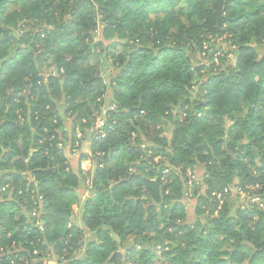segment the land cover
<instances>
[{"label": "trees", "instance_id": "obj_1", "mask_svg": "<svg viewBox=\"0 0 264 264\" xmlns=\"http://www.w3.org/2000/svg\"><path fill=\"white\" fill-rule=\"evenodd\" d=\"M256 45L264 0H0V264H264V208L230 202L264 199ZM77 131L98 165L85 199Z\"/></svg>", "mask_w": 264, "mask_h": 264}, {"label": "rangeland", "instance_id": "obj_2", "mask_svg": "<svg viewBox=\"0 0 264 264\" xmlns=\"http://www.w3.org/2000/svg\"><path fill=\"white\" fill-rule=\"evenodd\" d=\"M159 19L161 21H166L168 20V15L165 12H161L159 14ZM98 32V31H97ZM99 33V32H98ZM226 37H223L222 39H218L214 45L216 47V49H222V50H218V53L216 55V57H218L217 61H215L214 63H217V65H219V61H220V57L219 55L221 53H223L224 51L228 52L230 50H234L235 47H230V43H228L226 40ZM105 44L109 45V42H105ZM213 45V42H212ZM256 47L258 48V53L261 57L264 56V47H259V45H256ZM191 59L200 65H207V66H211L213 65V62H210L209 59H205L204 56L198 54V53H194V54H190ZM235 56H230L229 57V61L234 60ZM232 62V61H231ZM228 64H231L230 62H228ZM53 70H55V67L51 68L49 70V73L47 72V75L52 74L53 75ZM55 72V71H54ZM57 72V71H56ZM206 73V74H205ZM56 75L58 73H55ZM207 77V70L204 72L203 78ZM198 90V88H197ZM197 93V92H196ZM61 109H64L63 106L61 107ZM98 119H103L105 121V119L103 117H99ZM67 123H72V118H68V122ZM164 129V135L170 136L171 130L173 129L172 126L170 124H166L165 126H163ZM66 142H68V145H71V141L66 140ZM64 151H66V144L62 145ZM80 151H84V152H88L89 154H91V150H90V143L86 140V142L84 144L81 143V147H80ZM90 161V160H88ZM82 162H86V161H82ZM81 162V163H82ZM90 165L87 167V171L85 174V180L83 183V180L80 181V186H79V193L81 194V188L82 185L84 186V199L86 197H88L91 192V187H92V178L93 176V169H95L96 164H94L92 161H90ZM203 175H204V171L201 169L197 172H192V171H188L187 172V176L189 180H191L188 183V188L186 189V193L185 196L183 197V199L181 200L182 204L185 206L187 212H188V223L189 224H194L198 217H197V207H198V198L200 197V195L204 194V192L206 191V186L203 184ZM231 191L234 192L235 194V199L231 200V204L234 205V207H238V206H244L247 205L250 201L255 202V203H260L259 205H261V207L264 208V199L263 200H259V198H255V199H250L246 193L244 191H239L238 189H235V187H232ZM252 202V203H253ZM32 217H37L35 213L31 214ZM204 221V220H203ZM91 239V236H89V240ZM166 249H157L156 251V257L157 260L155 262V264H166L165 262V258L163 256V251ZM52 263V261H51ZM55 264V263H52Z\"/></svg>", "mask_w": 264, "mask_h": 264}, {"label": "crops", "instance_id": "obj_3", "mask_svg": "<svg viewBox=\"0 0 264 264\" xmlns=\"http://www.w3.org/2000/svg\"><path fill=\"white\" fill-rule=\"evenodd\" d=\"M67 122H68V119H65V124H64L65 129L64 130L66 132H69L70 129L72 128V123H67ZM71 138L72 137H71V133H70V134H68V140L71 141ZM76 138L78 140L82 139L81 140V143L82 144H84L86 142V140L83 139V137H82V135H81V133L79 131H77ZM63 143H64V145L66 144V151H64L65 152L64 154H65L66 158L68 159V161L71 163V166L73 167V169H75L76 172H79V171L83 172L82 169H81V163H80L79 160H80V157L82 156V154L87 155L89 153L88 152H84V151H80L81 143L80 144L77 143L76 148H74L72 146V144L71 145H68V142H66V141H64ZM79 163H80V166H79ZM88 165H89V163H88ZM96 171H97V169L96 170L93 169V176H95ZM83 174L85 175L86 173L83 172ZM84 189L85 188L82 185V188L80 189L81 190L82 197H84V195H83L84 194L83 193L84 192ZM50 263H51V261H50ZM52 263H55V262L52 261Z\"/></svg>", "mask_w": 264, "mask_h": 264}, {"label": "built area", "instance_id": "obj_4", "mask_svg": "<svg viewBox=\"0 0 264 264\" xmlns=\"http://www.w3.org/2000/svg\"><path fill=\"white\" fill-rule=\"evenodd\" d=\"M114 107L115 106H111V109H114ZM104 125H105V121L103 119H97V122L95 123L92 130H95V131L99 130L100 131L104 127ZM88 163L90 165V161H86V162L81 163V169L85 173L87 171V167L89 166ZM97 167H98V165H97ZM49 264H52V263L49 262Z\"/></svg>", "mask_w": 264, "mask_h": 264}, {"label": "water", "instance_id": "obj_5", "mask_svg": "<svg viewBox=\"0 0 264 264\" xmlns=\"http://www.w3.org/2000/svg\"><path fill=\"white\" fill-rule=\"evenodd\" d=\"M30 123V122H29ZM97 169V165H96V167H95V170Z\"/></svg>", "mask_w": 264, "mask_h": 264}]
</instances>
